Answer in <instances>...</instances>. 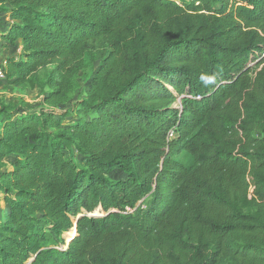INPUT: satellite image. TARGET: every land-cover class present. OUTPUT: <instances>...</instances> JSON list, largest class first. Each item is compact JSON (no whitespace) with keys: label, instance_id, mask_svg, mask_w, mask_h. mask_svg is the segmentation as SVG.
<instances>
[{"label":"trees","instance_id":"1","mask_svg":"<svg viewBox=\"0 0 264 264\" xmlns=\"http://www.w3.org/2000/svg\"><path fill=\"white\" fill-rule=\"evenodd\" d=\"M3 11L1 39L23 50L0 59L7 81L37 87L50 64L58 79L40 109L0 121V264H264V0Z\"/></svg>","mask_w":264,"mask_h":264},{"label":"rangeland","instance_id":"2","mask_svg":"<svg viewBox=\"0 0 264 264\" xmlns=\"http://www.w3.org/2000/svg\"><path fill=\"white\" fill-rule=\"evenodd\" d=\"M13 22L10 14L7 11L0 12V23L3 26L11 24ZM107 45L101 44L94 48L86 57H84L85 69L78 74L77 83L78 87L74 92V100L85 98L87 92L89 91V86L95 71L100 65L101 59L105 56L107 52ZM23 56V50L20 44L15 46L6 44L0 36V59L4 57H12L15 59H20ZM51 79H58V75L55 72L54 64L47 65L38 70L35 76V81L38 86L31 88L28 85H18L7 81L6 78L0 79V121L4 118L6 114H13L17 111H36L44 106V99L46 93H48L51 88L49 86V81ZM180 102L178 98L176 105ZM53 109H68L69 104L62 105H50ZM81 161V157L78 158ZM109 179L112 181L122 180L125 178V174L116 170L109 174ZM1 196V192H0ZM8 211L4 202L0 201V218L4 213ZM101 210H96V214H101ZM69 232V231H68ZM72 230L70 233H74ZM69 233L64 234L66 242H69Z\"/></svg>","mask_w":264,"mask_h":264},{"label":"built area","instance_id":"3","mask_svg":"<svg viewBox=\"0 0 264 264\" xmlns=\"http://www.w3.org/2000/svg\"><path fill=\"white\" fill-rule=\"evenodd\" d=\"M4 78H5V73H4L3 68L0 65V79H4ZM174 135H175L174 131H170L169 136L174 137Z\"/></svg>","mask_w":264,"mask_h":264}]
</instances>
